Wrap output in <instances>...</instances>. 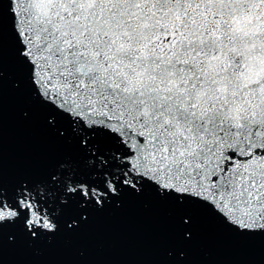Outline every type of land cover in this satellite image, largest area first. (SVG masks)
Wrapping results in <instances>:
<instances>
[{"label": "snow or ice", "instance_id": "1", "mask_svg": "<svg viewBox=\"0 0 264 264\" xmlns=\"http://www.w3.org/2000/svg\"><path fill=\"white\" fill-rule=\"evenodd\" d=\"M5 13L14 86L70 149L11 190ZM146 191L172 203L185 240L196 211L238 240L264 237V0H0V264L6 227L9 245L31 247Z\"/></svg>", "mask_w": 264, "mask_h": 264}, {"label": "water", "instance_id": "2", "mask_svg": "<svg viewBox=\"0 0 264 264\" xmlns=\"http://www.w3.org/2000/svg\"><path fill=\"white\" fill-rule=\"evenodd\" d=\"M10 17L3 33L2 181L11 190L21 179L38 181L64 162L70 149L45 126L44 114L30 94L14 83L22 76L14 64ZM30 111L31 120L22 112ZM192 238L177 232L170 201L146 191L125 195L117 207L88 210V221L69 233L63 229L28 247L17 237L9 245L5 228L2 264H264V237L235 238L210 216L196 211ZM78 218V214L76 217ZM183 252L180 257L178 253ZM171 253V255H169Z\"/></svg>", "mask_w": 264, "mask_h": 264}]
</instances>
